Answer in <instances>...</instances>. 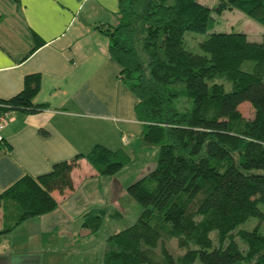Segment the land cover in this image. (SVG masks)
Returning <instances> with one entry per match:
<instances>
[{
  "label": "trees",
  "instance_id": "trees-1",
  "mask_svg": "<svg viewBox=\"0 0 264 264\" xmlns=\"http://www.w3.org/2000/svg\"><path fill=\"white\" fill-rule=\"evenodd\" d=\"M225 8L264 28V0H216L213 6L119 0L118 23L97 27L121 68L118 81L138 100L144 145L158 147L155 168L126 189L142 211L131 226L107 235L100 264H264V32L254 41L244 32L210 31L211 12ZM187 33L204 36L201 54L186 48ZM32 36L34 49L43 44ZM39 89V75L26 76L18 94L0 101V115L45 110L33 103ZM243 103L252 108L251 119L241 115ZM0 148L10 151L3 140ZM82 161L97 176H113L131 159L96 145L45 174L22 177L0 194V236L53 212L54 193L74 190ZM104 215L124 217L110 208L89 209L83 215L88 236L100 232ZM171 240L185 249L177 259L166 247Z\"/></svg>",
  "mask_w": 264,
  "mask_h": 264
},
{
  "label": "crops",
  "instance_id": "crops-1",
  "mask_svg": "<svg viewBox=\"0 0 264 264\" xmlns=\"http://www.w3.org/2000/svg\"><path fill=\"white\" fill-rule=\"evenodd\" d=\"M7 4L0 10V101L18 94L26 76L39 75L33 103L47 108L36 114L14 111L4 122L0 136L10 151L0 148V194L22 177L45 174L55 163L87 154L96 145L122 151L131 162L113 176H97L82 161L73 174L74 190L63 196L54 193L58 207L53 212L0 236L13 246L0 250V264L67 263L57 259V253L69 264H100L105 240L94 243L100 233L88 236L83 215L91 208L124 215L118 195L120 191L126 202L130 184L125 186L127 180L119 176L139 161L142 165L133 174L137 181L156 165L146 158L151 149L142 141L144 127L135 113L138 100L118 81L121 68L108 52L109 40L97 29L118 23L119 0ZM32 33L43 42L35 49ZM21 226L29 232L15 250L13 233Z\"/></svg>",
  "mask_w": 264,
  "mask_h": 264
},
{
  "label": "rangeland",
  "instance_id": "rangeland-1",
  "mask_svg": "<svg viewBox=\"0 0 264 264\" xmlns=\"http://www.w3.org/2000/svg\"><path fill=\"white\" fill-rule=\"evenodd\" d=\"M198 1L201 3L207 4L209 6H213L216 0H198ZM8 2H10V0H7V3ZM7 3H6V0H0V10L1 11L5 8L4 5L8 6ZM211 16L213 20L210 25V31L214 30V31H220V32H232V31L233 32H244L248 34V37L251 40H254V41L261 40V36H262V33L264 32V28L261 25H259L257 22H255L254 20L245 16L243 12H241L240 10L236 8H225L220 13V15H218V13L215 10H213L211 12ZM191 37H194L195 40L192 39ZM203 38L204 36L199 35V34H193V33L185 34L186 48L190 50L192 53L201 54L202 51L199 48V42ZM225 88L226 90H229L230 85L226 83ZM238 109L243 117L247 119H251L253 117V110L249 106L248 103L241 104ZM146 158L148 159V161L156 162L158 158V147L151 149V152H149V155ZM140 165H142V163L138 161L133 166H129L130 168L126 170L123 176L122 175L119 176L120 180L122 181L127 180L126 181L127 184L125 186L135 182L136 179H134L133 174L134 173L136 174L139 171V169L137 168L140 167ZM127 197H128L126 198L127 201L125 202V200L122 199L121 197V192L119 191L118 198L121 199L119 202L120 204H123L125 208L124 217L121 219H114V218L109 217L108 215H104L102 217V228L99 232L100 234L98 235L94 243H100L102 240H105V238L110 232L114 230L120 231L122 229H125L131 226L137 220L142 209L134 200H132L130 196H127ZM121 201L122 202L124 201V203H121ZM245 225H247L246 228L248 229H251L253 227V223L251 221ZM19 229L20 230H16L13 233V238H12L13 239L12 243L15 246L14 248L15 250L17 247L21 246V244L23 243L24 236L29 232V229L26 226H21ZM210 238L213 240L214 246H216L217 245L216 232H211ZM241 246L243 247L242 244ZM166 247L175 259H177L178 256L184 254L185 252V249H179L177 247L175 240L168 241L166 244ZM12 248L13 246L10 244L9 238H4L2 241H0V250L7 251ZM190 248H193V247H190ZM157 250H159V247L157 248ZM56 256L60 257V258L56 257L59 260L63 259L67 261V263L65 264H69L68 259L64 258L65 257L64 254L57 253ZM55 264H61V263H55ZM194 264H201V263L196 261Z\"/></svg>",
  "mask_w": 264,
  "mask_h": 264
},
{
  "label": "built area",
  "instance_id": "built-area-1",
  "mask_svg": "<svg viewBox=\"0 0 264 264\" xmlns=\"http://www.w3.org/2000/svg\"><path fill=\"white\" fill-rule=\"evenodd\" d=\"M10 114H11L10 112H5L0 115V130L4 127V122L9 118ZM1 140L2 138L0 136V141Z\"/></svg>",
  "mask_w": 264,
  "mask_h": 264
}]
</instances>
